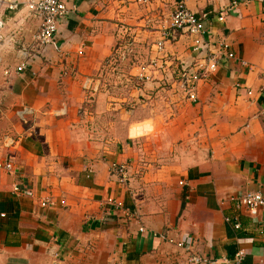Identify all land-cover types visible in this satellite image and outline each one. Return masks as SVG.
I'll return each mask as SVG.
<instances>
[{"label": "crops", "instance_id": "obj_1", "mask_svg": "<svg viewBox=\"0 0 264 264\" xmlns=\"http://www.w3.org/2000/svg\"><path fill=\"white\" fill-rule=\"evenodd\" d=\"M17 1L10 11L0 0L9 86L0 125L16 139L0 149V162L14 166L0 171V264H189L191 255L229 264L239 250L241 264H264V212L229 202L246 191L264 195V0L212 21L235 59L198 85L195 103L173 88L178 67L192 61L190 39L165 43L162 68L149 67L148 81L123 100L107 87L108 68L124 48L142 54L134 65H147L178 1L214 16L230 0H66L74 10L58 26L56 48L20 75L16 52L5 49L32 46L36 21L26 9L32 0ZM125 34L129 48L121 47ZM22 107L33 111L25 122L16 116ZM112 164L128 167V186ZM46 199L52 205L43 208Z\"/></svg>", "mask_w": 264, "mask_h": 264}, {"label": "built area", "instance_id": "obj_2", "mask_svg": "<svg viewBox=\"0 0 264 264\" xmlns=\"http://www.w3.org/2000/svg\"><path fill=\"white\" fill-rule=\"evenodd\" d=\"M251 0H230L228 5L220 10L214 16L211 13L196 14L192 12L183 1H178L173 9L170 23L162 31L161 40L155 45V54L147 65L140 68V72L135 76L140 82L148 81L147 75L149 67H158V61L164 51L165 43H175L180 39H190V51L192 61L189 64L182 63L176 72V78L173 81V88L188 101L195 103L197 101L198 85L207 80L215 73L224 61L235 59L230 42L219 40L213 34L212 21L224 23L228 16L237 12V9L242 4H247ZM7 9L15 10L18 7L17 0H7ZM26 9L30 16L36 21V27L31 31L32 46L20 45L16 50V58L19 60L15 67V73L22 74L30 63L40 57L47 49L56 48V38L58 34V26L69 14L74 10V7H68L66 0H32L26 4ZM1 27V25H0ZM78 55H82L79 51ZM124 57V55H121ZM245 65V62H242ZM8 72L6 71L5 74ZM90 81L87 79L84 83V89H89ZM33 111L28 107H22L16 111V116L22 122L27 121V118L32 116ZM2 146L4 148H12L16 146V139L10 134L3 137ZM14 166L11 160L7 159L0 162V171L5 173H13ZM111 173L116 176L118 183L121 186H128L130 174L128 167L125 164H112L110 167ZM14 193H19L17 185L13 187ZM236 210L246 209L255 211L261 209L264 212V195L259 191H246L244 193L232 195L229 198ZM106 204L113 207L114 211L120 212L128 218L133 217L127 209L122 207V203L114 199H106ZM52 202L48 199L41 202V207H49ZM0 217H5L1 213ZM226 222H230L226 219ZM233 227L238 229L239 223L235 220ZM140 232L143 229H139ZM177 247L191 249L190 245L184 242L176 243ZM244 258V251L239 250L229 264H241ZM206 262L205 259L197 255L189 257V264H199Z\"/></svg>", "mask_w": 264, "mask_h": 264}, {"label": "rangeland", "instance_id": "obj_3", "mask_svg": "<svg viewBox=\"0 0 264 264\" xmlns=\"http://www.w3.org/2000/svg\"><path fill=\"white\" fill-rule=\"evenodd\" d=\"M132 40L133 39L129 35L125 34L123 39H121V42L123 43V45L121 47H123V46L124 47L128 46V48L131 47ZM2 44L3 43H0V46ZM5 50H6L5 53L10 55V57H11L12 53L16 52L17 47L12 48L11 46H9ZM137 51H138L137 49H134V51L128 52V51H126V48H124L123 51L120 53L119 58H116L115 61H113L111 67L108 68L109 73L107 75V80H108L106 82L107 87L113 88L115 91H118L119 94L116 96V98H118L120 100L127 98L126 92L130 91V88L131 89L138 88V87H140V85L142 83L137 78H132V76L130 75V69L133 66L140 67V66H142V64L145 63V62H143V60H140V58H139L137 61L135 60L136 65L133 64L132 61L134 60L135 56H137V57L142 56V54L137 53ZM127 54L129 56H132V58H129L128 56L126 57ZM121 55H125V56L121 57ZM2 68H3V60H2V57L0 55V109H1L0 110V120L2 117V108L4 107V102H5V100L9 99L7 97V94H5V92L7 93L8 87H9L8 81L4 80L2 75H1ZM163 87H164V85H163ZM131 103H134V102H131ZM0 124L2 125V123H0ZM1 125H0V149H2V147H3L2 141H3L4 135L9 134L8 131H5L4 128L1 127Z\"/></svg>", "mask_w": 264, "mask_h": 264}]
</instances>
